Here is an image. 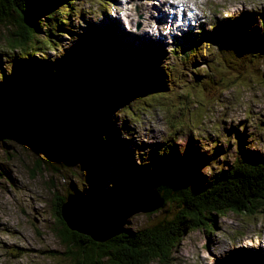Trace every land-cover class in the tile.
Listing matches in <instances>:
<instances>
[{"label":"rangeland","instance_id":"rangeland-1","mask_svg":"<svg viewBox=\"0 0 264 264\" xmlns=\"http://www.w3.org/2000/svg\"><path fill=\"white\" fill-rule=\"evenodd\" d=\"M188 1L191 5H200L207 18L198 21L192 30L176 32L175 36L173 33L164 36L163 31L150 32L149 38L154 36L156 41L134 43L125 35L146 38L138 36V29L146 23L143 0H104L105 4H100L101 0H77L80 14L72 19V31L55 37L58 46L43 50L51 62L68 56L72 63L75 59L69 49L84 45L91 36L99 43L98 36L89 29L94 27L101 31L104 39L118 36L122 43L116 42L124 57L136 56V49L145 47L157 53L161 62L156 65L171 68L179 64L167 92L146 89L141 94L140 86L136 85L123 99H103L102 103L93 100L90 105H102L97 110L105 117V121L99 123L101 131L104 133L106 123L115 126L116 132L105 133L108 139H117V143L127 149L131 156L129 162L137 166L143 161L148 164L152 151L170 143L181 158L192 154L203 156L205 163L200 166V172L210 179L217 172L227 171L240 158L256 153L264 155V49H260V54L253 56L252 63L239 74L227 67L222 53L210 39L237 18H242L247 28L253 31L256 28L264 34V0ZM146 2L151 4L152 0H144V6ZM175 4L171 5L172 9L176 8ZM126 13H134L135 20L131 22ZM12 22L14 24L0 26V90L10 89L18 76L12 60L17 52L7 44L8 37L17 31L16 21ZM44 28L42 25L39 35H45ZM163 37L166 41H158ZM197 37L207 40L202 45L203 56L193 63L183 64L175 50L189 51L190 39ZM90 54L87 51L81 61L88 60ZM100 61L96 58L94 62ZM78 64L85 67L79 60ZM70 72L72 70L64 66L57 71L68 91L74 83ZM64 84L54 92L59 103ZM79 97L74 95V103ZM84 101L89 103V97H84ZM111 141L103 146L107 147ZM128 171L117 154L109 153L91 165L65 158L35 121L24 136L14 139L0 131V264H66V257L61 254L66 248L57 236L61 226L57 221L56 202L64 198L66 201L70 193L86 196L122 186L129 182ZM182 176V181L186 182V174ZM178 209L174 202L152 212L136 213L125 228L133 232L142 230L163 218H172ZM262 248L264 207L259 206L255 215L233 212L229 216L217 215L212 234L204 227L190 231L174 247L172 262L166 264H239L243 257L237 251L260 254ZM247 257L253 264L257 255Z\"/></svg>","mask_w":264,"mask_h":264},{"label":"trees","instance_id":"trees-1","mask_svg":"<svg viewBox=\"0 0 264 264\" xmlns=\"http://www.w3.org/2000/svg\"><path fill=\"white\" fill-rule=\"evenodd\" d=\"M76 4L77 0H0V26L16 21L17 31L8 37L7 44L17 52L12 60L18 75L10 89L0 90V105L12 103L27 108L32 122L35 121L56 149L71 161L91 165L109 153L117 154L120 163L129 170V182L98 190L87 197L112 196L139 182L151 181L163 199L162 207L176 202L179 209L170 219L163 218L136 232L125 228L108 241L96 242L67 226L61 215L65 198L60 199L56 202L57 221L61 226L57 236L66 248L61 252L66 257L65 263L166 264L174 259V247L190 231L204 227L208 234H212L217 215L229 216L232 212L257 214L258 207H264V155L256 153L240 158L227 171L217 172L207 179L200 172V166L205 163L203 156L192 154L181 158L169 143L161 150L152 151L148 164L143 161L137 166L129 162L131 156L117 139H108L105 131L114 133L115 126L106 123L102 133L99 123L105 121V117L97 111L102 105L91 106L93 100L98 103L103 99L118 101L136 89V85L140 86L141 94L146 89L167 92L179 67L157 68V53L147 49L142 51L143 55L124 57L116 42L117 37L104 39L101 31L93 27L89 29L98 36V44L91 36L84 45L69 49L75 59L72 63L68 56L49 61L43 48L58 46L55 37L72 31V19L80 14ZM101 4H105L104 0ZM42 25L45 27L43 36L39 35ZM254 29L247 30L242 21H230L213 37L215 48L222 53L227 67L239 74L252 63L251 58L264 49V34ZM202 42L197 39V44L192 45V53L175 51L179 60L188 64L199 57L196 52L203 55ZM87 51L91 53L87 56L89 59L81 61ZM96 58L101 61L94 62ZM78 60L85 64L84 68L80 67ZM60 66L72 70L70 78L74 83H70L72 89L69 91L64 78L57 73ZM62 84L64 94L58 96L62 97L59 103L54 92ZM74 95L80 96L76 103ZM85 95L89 97V103H85ZM108 141H111L108 146H103ZM182 173L188 178L186 182L182 181Z\"/></svg>","mask_w":264,"mask_h":264},{"label":"water","instance_id":"water-1","mask_svg":"<svg viewBox=\"0 0 264 264\" xmlns=\"http://www.w3.org/2000/svg\"><path fill=\"white\" fill-rule=\"evenodd\" d=\"M264 80V57L262 64ZM33 124L27 108L7 103L0 106V131L8 138L24 136ZM163 205L156 186L151 181L139 182L112 196L89 198L70 193L61 205L67 226L89 236L96 242H105L125 231L129 218L139 212H152Z\"/></svg>","mask_w":264,"mask_h":264},{"label":"bare ground","instance_id":"bare-ground-1","mask_svg":"<svg viewBox=\"0 0 264 264\" xmlns=\"http://www.w3.org/2000/svg\"><path fill=\"white\" fill-rule=\"evenodd\" d=\"M141 4L143 5L142 12L143 13L144 12L147 13V15H145L146 23H145L144 27L141 28V30L138 29V36L142 37V35H145L146 38L145 39H141V38L139 39L136 36H132V35H128V34L125 35V36L129 37L130 41L133 40L134 43H139L140 41H145V40H149L151 42L152 41L154 42V41H156L154 36H152V38H149V36L151 35V33L153 34L155 32H159V31H163L164 32V34H163L164 36L166 35V33L167 34H172V31L175 30V26L169 23V21H171V19H172L171 18L172 16H168V13H169L168 8H167L168 5L169 4H171V5L175 4V7H177V8H180V5H185V4L190 5L188 0L187 1L181 0V2L177 1V0H152L151 4L146 2L145 6H144V0H143V2H141ZM192 5H195V6L199 7V8L201 7L200 5L195 4V3L192 4ZM125 15L129 18V20L131 22L135 20L134 13H132V14L126 13ZM117 25L118 24H115V26H117ZM121 27H122V21H120V24H119V28H121ZM123 28H124V25H123ZM122 31L124 33H126L124 29ZM200 31L201 30L198 29V32H200ZM133 34H134V32H133ZM156 36H159V34H157ZM162 40L166 41V39L164 37L161 40H158V41H162ZM159 62H161V61L159 60ZM158 65H156L157 68L160 67L161 69H166L165 65H162V67L160 65L159 66ZM61 215H62V212H61ZM262 250H264V248H262ZM262 250H261L260 254L259 253L253 254L252 251H249V253H251V254H246V251H237V254H241V256L243 257V261L242 260L239 261V264H243V263L251 264L250 260H247L248 259L247 256H249V255H251V256L257 255V257L253 261H252L253 257L251 258V261H252L253 264H264V254H263Z\"/></svg>","mask_w":264,"mask_h":264}]
</instances>
